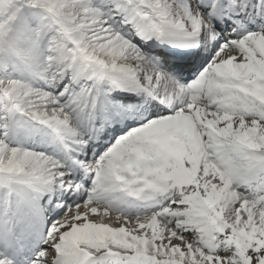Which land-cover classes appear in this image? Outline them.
Segmentation results:
<instances>
[{
    "label": "snow or ice",
    "instance_id": "obj_1",
    "mask_svg": "<svg viewBox=\"0 0 264 264\" xmlns=\"http://www.w3.org/2000/svg\"><path fill=\"white\" fill-rule=\"evenodd\" d=\"M0 264H264V0H0Z\"/></svg>",
    "mask_w": 264,
    "mask_h": 264
}]
</instances>
